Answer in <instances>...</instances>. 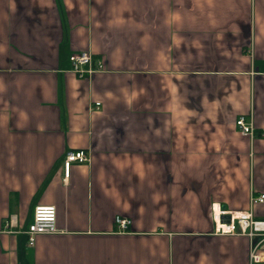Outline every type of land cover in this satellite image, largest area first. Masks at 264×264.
Returning <instances> with one entry per match:
<instances>
[{
	"label": "crops",
	"instance_id": "1",
	"mask_svg": "<svg viewBox=\"0 0 264 264\" xmlns=\"http://www.w3.org/2000/svg\"><path fill=\"white\" fill-rule=\"evenodd\" d=\"M262 132L264 0H0V264H248L210 206L264 220Z\"/></svg>",
	"mask_w": 264,
	"mask_h": 264
},
{
	"label": "built area",
	"instance_id": "2",
	"mask_svg": "<svg viewBox=\"0 0 264 264\" xmlns=\"http://www.w3.org/2000/svg\"><path fill=\"white\" fill-rule=\"evenodd\" d=\"M68 60L71 70L79 78H89L96 72L104 70V63L96 59L90 52L82 51L72 53ZM99 103L95 104L98 107ZM234 127L240 135L252 138L254 128L252 123L247 122L244 116H239ZM264 137V132L261 133ZM87 154L83 151H68L64 157V177H68L69 167L72 163L87 162ZM264 195L251 197V203H263ZM210 219L212 222V234L220 236H243L249 240L248 264H264V220L257 219L249 210L231 211L222 208L219 204H211ZM14 217H10L8 226L13 225ZM7 224V223H6ZM131 221L127 218L117 216L114 218L115 232L118 234L128 233ZM56 227V210L49 205H38L34 207L32 220L28 224L24 234L27 244L32 246L34 239L39 235H52L59 233Z\"/></svg>",
	"mask_w": 264,
	"mask_h": 264
},
{
	"label": "bare ground",
	"instance_id": "3",
	"mask_svg": "<svg viewBox=\"0 0 264 264\" xmlns=\"http://www.w3.org/2000/svg\"><path fill=\"white\" fill-rule=\"evenodd\" d=\"M83 151V150H82ZM130 220V219H129Z\"/></svg>",
	"mask_w": 264,
	"mask_h": 264
}]
</instances>
